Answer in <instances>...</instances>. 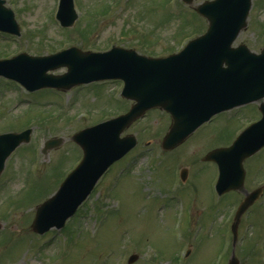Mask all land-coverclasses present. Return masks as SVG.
Instances as JSON below:
<instances>
[{
    "label": "rangeland",
    "instance_id": "374dc122",
    "mask_svg": "<svg viewBox=\"0 0 264 264\" xmlns=\"http://www.w3.org/2000/svg\"><path fill=\"white\" fill-rule=\"evenodd\" d=\"M119 1L77 0L81 18L75 27L74 24L64 31L54 19L55 0H16L14 5L22 8V13L16 9L21 31L24 29V34L36 32L32 36L34 39L26 34L28 42L19 40L14 43L11 37L5 40L0 36V59L17 50L36 55L51 54L65 41H72L75 34L73 39L77 43H72L80 47L105 49L114 43L132 46L140 53L161 54L173 50L183 36L198 33L207 26V22L196 13L182 11L180 0H171L175 3H171L168 9L159 0H130L126 9L118 8ZM202 1L192 0V4ZM106 4L115 7L111 13L104 17H100L103 14L91 15L93 10L97 12ZM250 13L247 28L239 34L235 44L242 42L258 51L264 46V0H252ZM133 20L141 23L143 34L137 36L136 31L133 32ZM92 27L96 28L99 37L93 35L92 38L87 34L92 42L83 43L80 36H86L84 32H89ZM162 35L165 40L160 45L155 38ZM65 71V67H59L53 73ZM3 83L0 81V133L19 132L26 126L32 131L28 143H21L24 135L12 142L21 144L7 159L0 176V264H107L108 261L127 264L128 256L133 253L137 258L130 264H226L232 254L239 264H264V205L261 206L260 202L254 207L252 218L255 224L245 231L247 236L243 240L235 242L233 250L231 239L225 238L223 233L226 224L230 225L232 204L236 205L244 193H228L222 196L221 205H212L216 167L200 161L207 151L226 143L253 116L247 106L220 113L212 123L203 125L182 145L161 157L158 154L163 152L159 144L169 121L165 114L150 112L146 119L123 132L136 134L138 141L113 166L117 170L125 168L121 184L116 185L115 196L110 197L107 193L112 177L108 175L87 203L79 208L80 212L66 224L63 232L55 234L50 230L36 236L29 229L34 206L56 190L64 176L63 171L68 172L74 161L81 158V149L71 141V134L124 111L129 103L113 96L115 90V95L118 93V87L114 89L115 83L109 84V89L95 87L94 91L77 90V93L75 89L62 92L46 87L29 92L19 90V86L13 83ZM100 91L103 92L102 98L96 96ZM43 139L58 141H53L56 146L46 148L41 154ZM146 140L151 143L146 144ZM122 160L124 163L120 164ZM32 165H37L39 171L28 177L26 170ZM245 165L244 189L250 191L264 175V166L255 177L258 166L252 170V161L248 160ZM184 167L188 169L185 182L189 184L180 190L172 181L176 171ZM33 175L38 176L34 181L31 179ZM166 191L176 192L164 195ZM114 198H118L116 205L120 202V211L111 206ZM234 198L237 202L232 200ZM10 202L14 205L11 206ZM111 210V215L102 218L103 212ZM250 215L241 218L238 236L241 226L250 222ZM94 229L98 232L95 233ZM249 233L256 234L247 242Z\"/></svg>",
    "mask_w": 264,
    "mask_h": 264
},
{
    "label": "water",
    "instance_id": "95a60500",
    "mask_svg": "<svg viewBox=\"0 0 264 264\" xmlns=\"http://www.w3.org/2000/svg\"><path fill=\"white\" fill-rule=\"evenodd\" d=\"M63 1L69 2L70 0ZM185 1L190 2L191 0ZM237 1L241 2L243 0ZM210 4L212 7L207 6ZM202 6L204 7H201L200 10L205 13L210 21L207 33L194 40L171 63L166 59L151 61L154 68L148 69L145 76L135 72L130 66H126L122 62L124 56L115 54V52H111L109 56L104 55L106 58L96 63H91V68L86 65L85 61L80 64L73 63V58L62 54L28 58L23 66L14 69L8 68L6 74L19 80L29 89L47 84L65 87L69 83L68 78L70 77L73 78L80 74L79 76L82 78V75L94 73H98V78L125 77L126 82H128L127 79L134 80L135 77L144 78V80H150L154 84L151 88L153 92L164 84L163 89L152 94H146L144 90L147 87H144L142 95L131 93L132 95L128 96L140 101L142 104L145 102L160 104L172 113L174 124L162 143L165 149L171 148L181 142L189 132L206 120L213 112L264 95V50L262 56H260L261 58L252 59L251 54L246 49L237 56V53L229 48L230 42L243 25L245 13L238 8L239 5L232 6L230 0L213 1ZM62 22L64 23V21ZM9 23L13 27L12 31L17 32L11 13L2 10L0 7V25L6 26ZM102 56L100 55L99 58ZM198 57L206 59L211 66V70L198 69L194 77H191L189 73L182 74L184 66H191L192 61ZM50 59L55 62L45 63ZM223 61L227 64L226 68H221L220 64ZM158 63L161 64L157 66ZM59 65L68 66L69 71L64 75V79L55 81L57 78H53V81L50 76L44 75L46 69H53ZM12 66L13 63L9 67ZM177 82L181 85L177 86ZM131 88L134 89L133 86ZM222 102H225V104L218 108V105ZM142 110L141 107L135 108L131 117L140 114ZM120 122L121 118L86 129L82 136L88 138V140L82 141L76 137L83 148V161L61 184L56 195L39 207L34 220L36 230L46 229L52 222L61 225L89 193L96 179L108 166L110 159L119 157L132 146L133 142L127 139L118 140L116 135L106 133L117 132V124L113 123L119 124ZM256 126L253 125L246 129L229 148L213 151L206 156L208 159L221 160L222 177L218 182V188L221 186L229 188L228 185L223 183L224 176L240 167L241 160L250 151L260 146L257 144L258 141L248 142V135L251 129ZM102 136L104 137L102 143L107 147V152L100 150L101 148L97 143ZM7 137L11 138L12 136L2 135L0 136V142L5 143ZM10 146L6 149L4 148L5 144L0 146V170L5 157L14 145ZM110 155H113V157ZM241 183L242 180L237 185H233L232 188H240ZM255 196L256 192L247 196L239 207L238 213L250 204ZM134 258V256L131 257L129 261ZM228 264H237V260L231 258Z\"/></svg>",
    "mask_w": 264,
    "mask_h": 264
}]
</instances>
